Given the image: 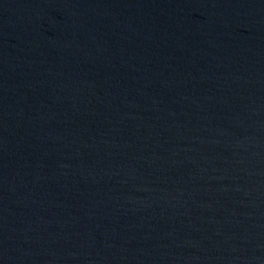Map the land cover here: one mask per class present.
I'll return each mask as SVG.
<instances>
[{"label":"water","instance_id":"water-1","mask_svg":"<svg viewBox=\"0 0 264 264\" xmlns=\"http://www.w3.org/2000/svg\"><path fill=\"white\" fill-rule=\"evenodd\" d=\"M0 264H264V0H0Z\"/></svg>","mask_w":264,"mask_h":264}]
</instances>
